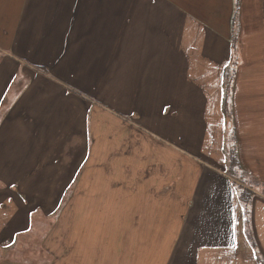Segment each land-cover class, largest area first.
Returning a JSON list of instances; mask_svg holds the SVG:
<instances>
[{"label":"crops","instance_id":"obj_1","mask_svg":"<svg viewBox=\"0 0 264 264\" xmlns=\"http://www.w3.org/2000/svg\"><path fill=\"white\" fill-rule=\"evenodd\" d=\"M263 108L264 0H0V250L72 195L88 264H264Z\"/></svg>","mask_w":264,"mask_h":264},{"label":"rangeland","instance_id":"obj_2","mask_svg":"<svg viewBox=\"0 0 264 264\" xmlns=\"http://www.w3.org/2000/svg\"><path fill=\"white\" fill-rule=\"evenodd\" d=\"M254 120L255 122L264 124V108L261 114L254 116ZM99 153L101 152H98V155ZM92 164L93 162L90 161V165ZM228 164L230 166L229 171L234 173L235 177L239 178L241 174L236 167L232 166L230 159ZM59 167V165L56 166L53 172ZM242 179L241 177L239 180L241 183ZM254 184L252 187H263L260 182L255 181ZM235 190V197L238 202L237 207H240L239 210L244 209L246 219L244 232L249 236L247 239L250 245L256 250L254 246L256 241L252 234L253 230L250 220L252 221L253 203L256 199L261 200V197L259 198L251 191L246 192L241 185L236 184ZM261 190L264 194V189ZM71 196L66 198L63 209L59 210L56 217L54 215L48 220L49 223L37 224L34 221L32 231L26 237L16 240L12 245L13 247L0 250V264H81V262L88 264L91 261L88 256V251H81L80 249L78 255H74L73 244L74 242H78L79 234L77 232L78 225L74 217ZM59 216H61V219L60 225L58 226L57 217ZM262 255L259 247H257L258 259L262 258Z\"/></svg>","mask_w":264,"mask_h":264},{"label":"trees","instance_id":"obj_3","mask_svg":"<svg viewBox=\"0 0 264 264\" xmlns=\"http://www.w3.org/2000/svg\"><path fill=\"white\" fill-rule=\"evenodd\" d=\"M236 150L235 148H233V151H232V154H231V157H230V162L232 164L233 167H237L238 165H236L238 163V159H237V155H236Z\"/></svg>","mask_w":264,"mask_h":264}]
</instances>
